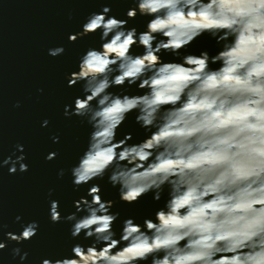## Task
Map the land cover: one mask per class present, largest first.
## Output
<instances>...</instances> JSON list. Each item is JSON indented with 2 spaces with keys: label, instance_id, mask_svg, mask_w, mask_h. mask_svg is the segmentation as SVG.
I'll use <instances>...</instances> for the list:
<instances>
[{
  "label": "clouds",
  "instance_id": "1",
  "mask_svg": "<svg viewBox=\"0 0 264 264\" xmlns=\"http://www.w3.org/2000/svg\"><path fill=\"white\" fill-rule=\"evenodd\" d=\"M127 2L133 5L127 19L103 6L68 36L74 43L99 32L101 42L65 77L68 87L81 85L82 95L65 105L64 116L81 117L92 129L70 169L72 184L78 191L107 175L120 202L138 204L151 193L163 205L142 223L125 218L118 233L116 201L104 200L98 183L67 216L50 200L51 222H71V237L91 242L40 264H264V0ZM138 16L148 18L139 32L128 26ZM202 36L214 40L215 54L188 51ZM165 55L175 59L165 62ZM132 86L141 94L123 91ZM115 87L122 91H109ZM133 112L144 139L129 143L128 133L117 140ZM52 140L59 143L58 136ZM15 148L19 155L3 157L0 147V170L7 167L9 175L28 171L24 146ZM64 175L60 169L58 177ZM6 228L0 215V253L11 242L31 240L39 224L21 223L19 233ZM11 253L20 261L29 255L20 247Z\"/></svg>",
  "mask_w": 264,
  "mask_h": 264
},
{
  "label": "water",
  "instance_id": "2",
  "mask_svg": "<svg viewBox=\"0 0 264 264\" xmlns=\"http://www.w3.org/2000/svg\"><path fill=\"white\" fill-rule=\"evenodd\" d=\"M103 6L111 8L108 15L127 19L126 12L133 5L127 0H0V147L3 157H7L16 152L17 144H22L27 157L24 163L28 165L27 172L14 175H9L7 167L0 170V215L8 225L5 232L19 233L21 223L39 224L38 233L31 240L20 245L8 244L0 253V264H40L43 258L70 256L76 243L89 244L91 241L83 240L82 236L71 237V222L52 223L49 207L50 200H58L61 216L69 215L75 211L73 202L86 195L92 183L101 186L104 200L116 201L112 211L120 213L114 225L118 233L125 218L135 217L142 223L163 205V200L154 202L151 193L138 204L120 202L118 190L107 182V175L78 191L73 189L70 169L87 148L92 129L81 117L64 116L65 105H74V99L82 95L81 85L68 87L65 77L78 71L80 57L89 48H99L101 42L99 32L74 43L69 42L68 36L82 31L87 17L100 12ZM147 19L138 16L128 26L143 31ZM56 47H63L64 53L50 56L48 50ZM201 50L215 54L214 40L202 36L188 49L194 54ZM134 52L140 54L143 49ZM163 59L170 62L175 58L165 55ZM109 91L122 90L115 87ZM123 91L129 95L141 94L136 86ZM135 115V112L128 115L118 129L117 140L128 133L133 136L129 143L144 139V130L135 123ZM45 119L48 126L42 127ZM53 136L59 137V143H53ZM50 152H56L57 156L47 161L45 157ZM60 169L65 170L62 178L58 177ZM18 215L22 217L20 223L15 222ZM13 247L28 252L27 260L13 258Z\"/></svg>",
  "mask_w": 264,
  "mask_h": 264
}]
</instances>
